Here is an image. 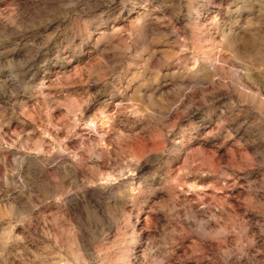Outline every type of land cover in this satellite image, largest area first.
Segmentation results:
<instances>
[{"label": "rangeland", "instance_id": "obj_1", "mask_svg": "<svg viewBox=\"0 0 264 264\" xmlns=\"http://www.w3.org/2000/svg\"><path fill=\"white\" fill-rule=\"evenodd\" d=\"M0 264H264V0H0Z\"/></svg>", "mask_w": 264, "mask_h": 264}, {"label": "bare ground", "instance_id": "obj_2", "mask_svg": "<svg viewBox=\"0 0 264 264\" xmlns=\"http://www.w3.org/2000/svg\"><path fill=\"white\" fill-rule=\"evenodd\" d=\"M236 159V158H235ZM234 164V163H233ZM235 171V170H234ZM243 172V171H242ZM209 221V220H208Z\"/></svg>", "mask_w": 264, "mask_h": 264}]
</instances>
